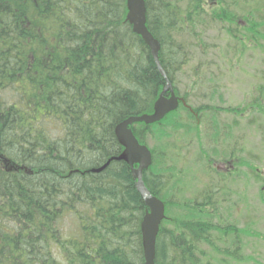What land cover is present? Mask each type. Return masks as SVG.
I'll return each instance as SVG.
<instances>
[{"label": "trees", "instance_id": "obj_1", "mask_svg": "<svg viewBox=\"0 0 264 264\" xmlns=\"http://www.w3.org/2000/svg\"><path fill=\"white\" fill-rule=\"evenodd\" d=\"M244 1L146 0L165 79L127 21V0H0V264H145L147 207L130 167L112 161L92 170L121 155L116 127L152 114L166 80L184 103L160 123L131 127L152 153L145 185L165 204L155 263L259 264L244 255L257 223L248 216L239 228L227 176L213 164L237 155L233 147L217 151V122L214 133L194 128L198 115L218 106L213 98L197 105L180 88L185 75L205 82L206 73L233 64L219 50L217 61L206 57L224 48L216 40L232 39L236 48L264 40L257 10L243 17L240 38L236 9ZM211 29L219 34L214 42ZM257 92L246 111L264 116V86ZM180 131L184 142L193 136L216 149L192 138L176 150ZM194 144L199 163L186 164Z\"/></svg>", "mask_w": 264, "mask_h": 264}, {"label": "rangeland", "instance_id": "obj_2", "mask_svg": "<svg viewBox=\"0 0 264 264\" xmlns=\"http://www.w3.org/2000/svg\"><path fill=\"white\" fill-rule=\"evenodd\" d=\"M236 10L239 14V36L243 38L242 35L246 33L243 30V26L246 27V20L243 17L250 13H253L256 17L254 10L258 11L257 14L263 12L264 0L244 1V3H240L237 6ZM233 29H235V26ZM208 33L211 36L210 40L219 35L215 29L209 30ZM219 40H216V43L221 44L224 48L211 50L206 57L213 59L214 62L217 61L220 55L218 54L219 50L226 52L228 61L233 64H229L226 70H211V72L206 73L205 82L201 78L196 80L197 77L195 76L189 77L185 75L181 79L180 88L183 91L182 93H189V98L193 102L195 101L194 103L197 105L207 104L213 98V104L218 106V109L215 110V112L218 111L217 113H207V110L206 114L198 115L199 118H196L194 128L210 134L209 129L211 128L214 133L212 126L216 125L215 122L219 123L222 127V132H215L218 133L217 140L219 142L217 151L230 152L233 147L237 157L240 159L237 160L239 162L238 169L242 175H245L246 179L244 178L243 185L241 183L238 186L237 184L234 185L233 191L237 195H233L232 199L234 202L230 205L234 207L233 217L235 220L236 218L241 220L240 229L246 226L245 220L249 219L248 216L256 221L257 224L253 226L256 227L255 231H257L258 237L254 239L251 237L245 238L248 250L246 249L244 255L250 253L256 255L258 253L256 255L259 258L257 261L261 264V262H264V238L259 237V234L264 236V203L261 201V198H264V116L259 111L252 113L246 110L248 106L252 105L250 102L259 95L257 88L264 86V51L253 48L255 44H264V40L248 42L247 46L244 47L240 45L242 47L241 51L240 47L236 48L238 46L236 41L232 39ZM214 41L215 39L211 42ZM193 57V63L197 64V62L199 63L202 60V55H199L198 52H195ZM214 68L215 66L212 67V69ZM236 109L237 114H235ZM240 115L241 118H239ZM181 121L184 122L182 118ZM175 134L174 138L176 135L178 137V139L174 140L176 150L185 148L188 142L193 139L200 146L206 144L202 138H194L193 136H190L191 138H188L186 143L184 142L185 136H183L182 131ZM196 134L193 131L191 135ZM205 149L213 152L216 147H206L205 145ZM186 152L190 154L185 157L188 164L191 159L198 157V146L194 144ZM230 169L233 171V168L229 165L227 172H230ZM173 180V177L172 180H169L170 184ZM201 188V186L197 187V189ZM235 203H237V206ZM241 215L243 216L239 217Z\"/></svg>", "mask_w": 264, "mask_h": 264}, {"label": "water", "instance_id": "obj_3", "mask_svg": "<svg viewBox=\"0 0 264 264\" xmlns=\"http://www.w3.org/2000/svg\"><path fill=\"white\" fill-rule=\"evenodd\" d=\"M127 9V21L133 27L134 33L139 35L150 48L160 73L166 79V73L160 63L161 45L147 27L146 0H127ZM166 81L159 99L154 104L152 114L129 117L116 127V137L124 149L121 155L111 158L103 167L92 170L95 173L101 172L112 161H123L130 167L136 181V188L147 207L141 225L145 264H156V243L161 223L165 219V207L145 185L144 172L148 171L152 165V154L147 146L140 144L131 127L137 123L146 125L159 123L178 109L182 100L176 96L172 84ZM168 93L170 97H166Z\"/></svg>", "mask_w": 264, "mask_h": 264}, {"label": "flooded vegetation", "instance_id": "obj_4", "mask_svg": "<svg viewBox=\"0 0 264 264\" xmlns=\"http://www.w3.org/2000/svg\"><path fill=\"white\" fill-rule=\"evenodd\" d=\"M234 158L235 159L233 161H229L228 163L220 161L221 159L215 160L213 163L215 170L221 172L222 174H226V176H227V179L225 180L226 187L232 191V194L228 197V201H229L228 204L233 203L234 201H233L232 197H233V195H237L233 191L234 185L237 184V186H238V184H240V183L243 185L244 184V178H245V175H242V173L238 169L239 162L237 160H240V159L237 156H234ZM198 163H199V160L196 157L193 160L191 159V162H190L191 165H196ZM186 164H187V162H186ZM229 165L233 168V171L230 169L229 170L230 172H227ZM211 173H213V171ZM229 174H232V176H230L232 179L229 178V176H228ZM235 205L237 206V203H235ZM251 255H253V254L250 253V255L248 257L250 258ZM256 255H255V257H256Z\"/></svg>", "mask_w": 264, "mask_h": 264}, {"label": "bare ground", "instance_id": "obj_5", "mask_svg": "<svg viewBox=\"0 0 264 264\" xmlns=\"http://www.w3.org/2000/svg\"><path fill=\"white\" fill-rule=\"evenodd\" d=\"M156 197V196H155ZM156 198H158V197H156ZM159 199V198H158ZM163 204H164V202L161 200V199H159ZM164 207H165V204H164ZM163 222V221H162Z\"/></svg>", "mask_w": 264, "mask_h": 264}]
</instances>
